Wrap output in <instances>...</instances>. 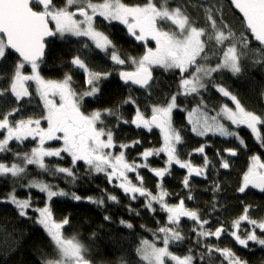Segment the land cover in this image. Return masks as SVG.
Masks as SVG:
<instances>
[{
	"label": "snow or ice",
	"instance_id": "snow-or-ice-1",
	"mask_svg": "<svg viewBox=\"0 0 264 264\" xmlns=\"http://www.w3.org/2000/svg\"><path fill=\"white\" fill-rule=\"evenodd\" d=\"M169 3L170 0H146L143 4H127L123 0H102L96 3L93 0H64L63 6H57L54 0H0V62L12 55V50L19 55L8 78V87L0 88V99L10 95L16 105L0 112V154L11 153L13 156L10 162L0 160V177L28 176L29 166L34 165L43 173L63 176L75 185L80 178L78 166L82 162L84 175L104 174L107 183L122 190L131 201L143 197V208L155 212L156 204L166 213V222L153 233L155 239L141 240L136 248L140 259L146 264H166V260L174 264H199L201 261L207 264V260L214 258V253L219 256L220 264H248L231 247H220L208 241L210 238L219 241L224 235H228L244 249H248L249 242L264 246V218H251V205H244L242 213L231 221L222 222L214 218L219 204L216 195L222 191L218 180L212 183L211 191L214 196L207 214L214 218L217 225L214 229L213 220L205 218V213L186 207V200L194 199L191 179L194 176L207 178L211 161L205 152L207 144H201L187 153L189 157L193 153L200 154L203 157L202 165H194L191 159L180 158L178 146L183 143V129L174 127L173 112L185 111L190 131L198 137H207L211 133L213 136L235 138L239 145L247 147L238 131L244 126L250 130L260 147L264 148V113L257 114L247 110L236 95L222 83L216 82L219 74L230 73L237 76L248 71L249 60L253 65L264 67V0H229L242 14V24L248 33V36L241 34L239 38L225 22L226 17L223 8L219 6V0H211V6L204 8V26H198V21L190 17L184 6L170 7ZM98 17H102L108 24L115 21L123 25L131 37L142 43L145 48L143 55L139 58H122L110 36L96 27ZM165 23L171 26V30L161 27ZM50 24L54 27H50ZM56 36L62 39L86 38L87 42L82 44L79 52L89 50L91 44L105 55L110 53L113 70H118L116 75L126 85L130 83L150 89L154 82L153 70L160 68L177 77V90L166 95L162 104H153L150 116L145 115L131 95L113 108L87 111L84 108L86 98L98 97L102 93L103 82L113 72L93 70L81 55L75 54L70 64L86 74L85 91L77 93L73 89L72 76L68 73L60 80L44 78L40 74V65L45 56V40ZM249 37L258 42V48L251 49ZM152 41L155 42V47H148ZM249 52L252 54L251 58ZM129 64L134 66L133 70H123ZM25 65H30V73L23 71ZM2 79L4 77L0 76V80ZM30 82L35 84V95L42 102V111L38 116H21L16 119L24 111L25 98L31 102L33 93L29 91ZM210 89L228 98L234 107L223 104L218 111L213 109L214 115H209L205 110L207 104L202 92ZM181 97H197L198 103L188 110L183 107ZM122 105H136L135 114L130 120L119 115ZM108 117H115L117 126L120 123H130L149 132L154 127L158 128L162 134V146L146 148L138 154L137 159L129 161L126 150L142 142L133 140L117 145L114 130L105 124ZM229 123L235 127L231 128ZM29 138L35 142V146L29 151L13 152L10 148V142L23 145ZM49 141L58 142L60 146H46ZM117 147L120 149L118 154L112 151ZM223 152L228 157L237 155L236 148H225ZM162 153L166 156L164 166L150 167L148 159L159 157ZM65 155L69 158L70 166L55 165L49 168L46 157L63 160ZM215 155L221 169L230 168L229 160L220 150ZM137 160L143 162L138 163ZM173 165L187 170L181 184L188 194L186 197L177 195L178 202L170 204L166 198L174 194L167 191L162 182L154 185L157 190L154 193L145 186L140 170L148 169L162 181L167 175H171ZM19 187L27 188L29 195L18 198L17 185L14 184L8 195L0 198V203H11L21 217L31 218L29 211L36 214L34 223L46 233L53 248V255L46 258L43 264H92L86 258L87 247L77 236L67 238L63 234L65 227L71 225V218L65 216L56 220L49 203H44L42 207L34 206L31 190L36 189L45 194L48 202L54 197L71 195L74 201L86 199L97 206H105L106 201L118 204L119 198L106 189L99 198L81 197L75 192L69 193L60 188L58 184L35 178L28 179ZM250 187L264 192V160L258 154L250 157V164L236 191L245 193ZM128 210L139 215V211L131 205ZM184 217L192 221L190 231L196 239L194 247L188 248L187 253L181 256L169 249L170 245L186 240L181 227ZM103 219L110 222L112 217L106 214ZM243 222H247L250 229H242ZM119 223L129 229L134 227L131 222L123 219ZM156 241H160L162 246H158Z\"/></svg>",
	"mask_w": 264,
	"mask_h": 264
},
{
	"label": "trees",
	"instance_id": "trees-1",
	"mask_svg": "<svg viewBox=\"0 0 264 264\" xmlns=\"http://www.w3.org/2000/svg\"><path fill=\"white\" fill-rule=\"evenodd\" d=\"M123 2L127 4H143L146 0H123ZM54 3L57 6H63L64 0H54ZM178 5L185 7L190 17L198 21V26H204V8L211 6V0H170V7ZM219 6L223 8V14L226 17L225 22L232 27L237 38L241 34L248 36L242 24V15L229 3V0H219ZM96 27L110 36L123 57L124 54H137L138 57L143 55L145 48L142 43L138 41L137 44L117 22L108 24L102 17H98ZM161 27L165 28V30H171V26L167 23L162 24ZM249 40L251 49L259 47L258 42L254 41L251 37H249ZM85 42H87L86 38L71 37L62 39L59 36L56 39L50 40L45 56L47 66L45 76L48 78H63L65 73H68L83 83V73L70 64L72 56L79 54L89 65H92L94 63L90 56L92 53L94 57H101L100 55H103L91 44L89 50L79 52L78 50ZM147 46L155 47V43L150 42ZM251 55V52H249L250 58ZM18 60V56L12 52V55H9L6 60L0 62V76L4 77V79L0 80V88L8 87V78L11 76L13 66ZM108 60L110 59L108 58ZM213 61H215V57H213ZM29 71L31 70L27 72ZM116 71L114 70L113 75L103 82L102 93L98 97L87 101L85 104L87 111L105 107L113 108L131 95L136 99L137 104L145 115L149 116L151 115L150 107L153 104H162L166 95L177 90V77L171 72H165L160 68L153 70L154 82L152 83V87L150 89L138 87V92L133 86L124 84L119 76L116 75ZM216 82L222 83L232 94L236 95L247 110L255 111L257 114L264 113V67L253 65L249 60L248 71L237 76H232L230 73L219 74L216 76ZM29 91L33 93L31 102L29 103L28 98H25L23 104L24 111L21 114L38 116L42 111V103L39 97L35 95V84L32 82L30 83ZM202 95L211 112H215L213 109L218 111L219 107L223 104H230L228 98L223 97L212 89L202 92ZM181 101L183 102V107L191 110L197 105L198 98L181 97ZM14 106H16L14 98L10 95L4 99H0V112L9 110ZM135 107L136 105H122L119 108V115L123 119L130 120L135 114ZM105 124L114 130L117 145L120 143H130L133 140H140L142 142L134 148L126 150V156L129 161L137 159V154L146 148H159L162 146V134L155 128L151 132L140 128L137 135V129L134 125L120 123L117 126V119L115 117L106 118ZM173 124L175 128L183 129L181 131L183 143L179 145V148L185 156V160L191 159L194 165H202L203 157L200 154L193 153L189 157L187 153L192 152L193 149L199 147L201 144H207L205 152L211 161L207 178L194 176L191 179L190 184L194 199L186 200V203L189 205L195 203L196 209L205 213V218L212 219L213 229L217 226L214 218H218L222 222L231 221L242 213L244 205L252 206L249 213L251 218H264V192L251 187L245 193L236 191L244 172L250 164V157L258 154L264 160V148H261L259 143L251 136L250 130L245 127L238 129L241 137L245 139L247 145L245 147L239 145L235 138H200L195 136L190 131L185 111L174 110ZM231 128L234 127L231 126ZM32 147H34V142L31 139L25 141L23 145L17 142L10 143V148L13 152H27ZM117 148L119 149V147ZM225 148H236L237 155L228 157L223 152ZM217 150H220L221 154L229 160V169H221L219 167V159L215 155ZM12 159L11 153L0 154V160L10 162ZM165 159L166 156L162 153L159 157H150L148 163L150 167H163ZM68 161L69 158L67 157L63 160L48 158L46 163H48L51 169L55 165L70 166ZM141 162L143 161L138 160V163ZM84 172L85 168L81 162L78 166L80 178L73 185L64 179L63 176L56 177L49 173H43L34 165L29 166L28 176L22 178L0 177V198L6 197L14 184L17 185V195L25 198L29 190L19 187V185H23L28 179L33 178L58 184L60 188L69 193L75 192L81 197L92 196L99 198L102 195V191L106 189L108 193L115 194L119 198L118 204L106 201L105 206H97L86 199L74 201L71 195L68 197H55L51 202V209L55 219L61 220L65 216L71 218V225L66 226L63 232L69 237L76 235L81 243L87 247L86 256L92 264H122V261L123 264H146V262L140 259L136 248L140 245L141 240L155 239L153 233L158 226L166 222V213L160 210L156 204H154L156 208L155 212L143 208L142 206L145 202L143 197L138 198L136 201H131L125 194H119L117 188L107 183L104 174L86 176ZM140 174L144 177L145 186L152 189L154 193L157 191L154 185L162 182L164 188L174 194L166 198L170 204L178 202L177 195L186 197L188 194L181 184L184 175L187 174V170L181 169L179 165L172 167L171 175H167L162 181L155 177L148 169H141ZM130 175L134 176V174ZM214 180H218L221 183L222 191L216 195V199L219 202L218 210L215 213V217L211 218L207 214L213 201L214 194L211 188ZM32 195L33 199L38 201L37 205H44V194L35 190ZM129 205L133 209L138 210L139 215L130 212L128 210ZM106 214L112 217L110 222L103 219ZM29 216L31 218L19 216L15 206L11 203H0V264H43L46 258H50L53 255V248L50 246L49 238L42 228L34 223L35 215L30 214ZM120 219L131 222L134 227L131 229L126 228L119 223ZM192 226L193 224L184 227L186 240L184 243H181L182 246H175L176 248L174 249L177 253L184 255L187 253L188 248L194 247L196 237L190 231ZM243 228H250V226L247 225V222H244L242 223ZM93 233L96 235L93 236ZM208 242L218 244L220 247H231L237 255L247 260L248 264H264V246L255 244L254 242H249L248 249L237 245L234 239L228 235H224L219 241L215 238H210ZM200 251L203 250L201 249ZM213 257V259L207 260V264H220L219 256L214 253ZM199 264H205V262L201 261Z\"/></svg>",
	"mask_w": 264,
	"mask_h": 264
},
{
	"label": "flooded vegetation",
	"instance_id": "flooded-vegetation-1",
	"mask_svg": "<svg viewBox=\"0 0 264 264\" xmlns=\"http://www.w3.org/2000/svg\"><path fill=\"white\" fill-rule=\"evenodd\" d=\"M115 22V21H114ZM118 23V22H117ZM118 25L119 26H121L122 28H124L125 30H126V28L123 26V25H120L119 23H118ZM52 27H54V25H52ZM127 31V30H126ZM58 37V36H57ZM56 39V38H55ZM132 39H134L133 37H132ZM51 40H53V39H51ZM135 40V39H134ZM50 41V40H49ZM49 41H47V50H48V42ZM136 41V40H135ZM152 42H154V41H152ZM136 43L138 44V41H136ZM155 43V42H154ZM99 52H101L99 49H97ZM47 52V51H46ZM103 55H100L101 57H94V55H93V53L90 55L91 56V58L93 59V64L92 65H89L87 62V64L89 65V67L90 68H92L93 70H97V71H114L113 70V66H112V62H111V60H108V58L110 59V53H109V55H105L103 52H101ZM120 54V53H119ZM121 55V54H120ZM45 56H46V54H45ZM121 57L122 58H127V57H136V58H138V55L137 54H128V55H125L124 54V57L121 55ZM46 69H47V66H46V62H45V59L42 61V63H41V65H40V74L44 77V78H46V79H54V80H60V79H63V78H48V77H46L45 76V71H46ZM26 70H31V68H30V65H25V69L23 70V71H26ZM79 70V69H78ZM123 70H125V71H132L133 69H128V70H126L125 68L123 69ZM80 72H82L83 73V71L82 70H79ZM118 71V70H117ZM71 75V74H70ZM72 76V75H71ZM64 77V76H63ZM83 83H82V81L81 80H77V78H75V77H73L72 76V81H73V83H72V87H73V89L77 92V93H80V92H82V91H85L86 90V88H87V85H86V83H85V81H86V74L85 73H83ZM123 82V81H122ZM31 83V82H30ZM124 83V82H123ZM125 84V83H124ZM129 85H131L130 83H129ZM131 86H133L136 90H137V92H138V86H135V85H131ZM29 87H30V85H29ZM91 98H94V97H91ZM91 98H86V103H87V101L89 100V99H91ZM40 100V99H39ZM41 102V101H40ZM85 103V104H86ZM85 104H84V108H85ZM86 109V108H85ZM46 126V125H45ZM137 129V135H138V128H136ZM156 129V128H155ZM158 130V129H157ZM47 143H50V144H52V145H55V146H57L58 145V142H54V141H49V142H47ZM137 156H138V154H137ZM67 156L65 155V157L64 158H66ZM68 158V157H67ZM137 162H138V160H137ZM115 188H117V187H115ZM117 190H118V193L119 194H123V192H122V190H120V189H118L117 188ZM138 195V194H137Z\"/></svg>",
	"mask_w": 264,
	"mask_h": 264
},
{
	"label": "rangeland",
	"instance_id": "rangeland-1",
	"mask_svg": "<svg viewBox=\"0 0 264 264\" xmlns=\"http://www.w3.org/2000/svg\"><path fill=\"white\" fill-rule=\"evenodd\" d=\"M94 3H96V2H102V0L101 1H93ZM79 18V17H78ZM139 58V57H138ZM133 67L134 66H132V65H128L127 67H125V69L126 70H128V69H133ZM28 70H26V71H24V72H26V73H30V71L29 72H27ZM29 85H30V83H29ZM29 90H30V87H29ZM37 103H38V101H37ZM42 103V102H41ZM230 107H234V105H233V103L230 101V104H228ZM206 111H208V113H209V115H214L215 114V112H211L209 109H208V107L205 109ZM21 116H23V117H27V116H33V115H20V116H16V119H19V118H21ZM150 116V115H149ZM194 118H195V115H194ZM45 126V125H44ZM229 126L231 127V125H230V123H229ZM233 127H235V126H233ZM241 127H244V126H241ZM190 128H191V126H190ZM194 134V133H193ZM195 135V134H194ZM196 136V135H195ZM198 137V136H197ZM208 137H220L219 135H215V136H213L211 133H209V135L207 136V137H200V138H208ZM222 138H224V137H222ZM29 139H31V138H29ZM225 139H230V138H225ZM13 142H15V141H12V142H10V143H13ZM34 146H35V142H34ZM46 146H49V147H59L60 146V144L58 143V145L57 146H55V145H52V144H50V143H47V145ZM114 153H116V154H118L119 153V151H120V149H118V148H115V149H113L112 150ZM178 152H179V155H180V158L182 159V160H185V156L181 153V151H180V148H179V146H178ZM47 159H48V157H46L45 158V160L47 161ZM152 160V159H151ZM152 164H153V161H152ZM153 166V165H152ZM175 166H177V165H173V167H175ZM193 179V178H192ZM40 180V179H39ZM242 180V179H241ZM240 184V183H239ZM36 189H33V190H31V196H32V198H34L33 197V195H32V193H33V191H35ZM248 190V189H247ZM246 190V191H247ZM37 192H39L38 190H36ZM16 195H17V192H16ZM28 195H29V192H28ZM18 196V195H17ZM70 196V195H69ZM68 197V196H67ZM18 198H21V197H19L18 196ZM55 198V197H54ZM53 198V199H54ZM170 200V199H169ZM33 201H34V206H40V207H42V206H44V205H37L36 203H38V201H35L34 199H33ZM44 201H45V203H49V206L51 207V202L52 201H50V202H48L47 200H46V195L44 194ZM171 201V200H170ZM169 203V202H168ZM192 204V203H191ZM186 207H188V208H190V209H196V207H195V203L194 204H192V205H189L188 203H186ZM36 215L34 212H32V211H29V215ZM251 216V215H250ZM244 223V222H243ZM191 224H193L192 223V221L191 220H189L187 217H184V218H182V223H181V227H182V229H183V234H184V227L185 226H191ZM250 226V225H249ZM248 229H250V228H248ZM63 234H64V232H63ZM64 236L65 237H67V238H71V237H69V236H66L65 234H64ZM144 240H149V241H153V240H150V239H144ZM156 243H157V245L158 246H162V243L160 242V241H156ZM181 243H184V241L183 242H181ZM181 243H179V244H177V245H180V246H182L181 245ZM255 243V242H254ZM176 245H170V251L171 252H173V253H175V254H177V255H181L182 256V254H179V253H177L176 252V250L174 249V248H176L175 247ZM86 258H87V256H86ZM88 259V258H87ZM166 264H174V262H172V261H167L166 260Z\"/></svg>",
	"mask_w": 264,
	"mask_h": 264
},
{
	"label": "water",
	"instance_id": "water-1",
	"mask_svg": "<svg viewBox=\"0 0 264 264\" xmlns=\"http://www.w3.org/2000/svg\"><path fill=\"white\" fill-rule=\"evenodd\" d=\"M238 10V9H237ZM239 11V10H238ZM241 14V13H240ZM242 15V14H241ZM50 27H52V25L50 24ZM57 37V36H56ZM56 37H47L46 38V40H45V44H46V48H45V54H46V51H47V41H49V40H51V39H55ZM12 52L13 53H15L14 52V50H12ZM17 56H18V58H19V55H18V53H15ZM45 59V56H44V58H43V60ZM135 86H137V85H135ZM139 88H141L140 86H138ZM155 128V127H154ZM156 129H158V128H156ZM159 130V129H158ZM160 131V130H159Z\"/></svg>",
	"mask_w": 264,
	"mask_h": 264
}]
</instances>
